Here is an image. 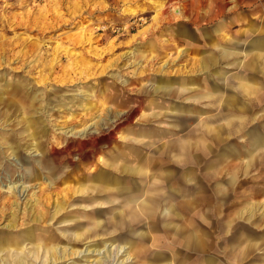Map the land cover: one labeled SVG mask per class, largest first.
<instances>
[{
	"label": "rangeland",
	"instance_id": "1",
	"mask_svg": "<svg viewBox=\"0 0 264 264\" xmlns=\"http://www.w3.org/2000/svg\"><path fill=\"white\" fill-rule=\"evenodd\" d=\"M4 42L0 245L33 251L41 235L68 251L112 244L98 264L264 263V0H0ZM36 47L40 64L17 56ZM92 121L100 134L83 138Z\"/></svg>",
	"mask_w": 264,
	"mask_h": 264
},
{
	"label": "bare ground",
	"instance_id": "2",
	"mask_svg": "<svg viewBox=\"0 0 264 264\" xmlns=\"http://www.w3.org/2000/svg\"><path fill=\"white\" fill-rule=\"evenodd\" d=\"M158 6H160L161 7V4H158ZM172 11H173V13L177 16V17H180V15H181V11L179 10V8H173L172 9ZM129 12H131V10H129ZM131 13H133V12H131ZM90 38H91V36H89V37H87V41H89L90 40ZM82 42V39L79 37V39H77L76 41H75V43H81ZM7 43V42H6ZM13 48V47H12ZM12 48H10V46L8 45V44H5V42L4 43H2V45H1V47H0V50H1V52H7V51H11L12 50ZM57 48H58V46H57ZM33 49V48H32ZM39 50H37V47L36 48H34L33 50H29V51H23L22 49H20L19 50V52H17L18 53V57L20 56V55H22V56H27L26 54L28 53V52H32L33 51V53H35L36 55H35V61L38 63V64H40L39 62V58L37 57V56H39L38 55V53L40 52V48H38ZM59 49V48H58ZM65 49V48H64ZM68 49L66 48L65 49V51H67ZM57 51V50H56ZM76 55V53H73V56H75ZM228 55H226V56H224V57H227ZM76 58V57H75ZM208 58H210L211 60H214V57L213 56H208ZM38 59V60H37ZM51 60V64L53 63V64H55L56 63V61H57V56H53V58H51L50 59ZM42 62V61H41ZM70 65V68L71 69H75V67H76V64H75V62L74 61H72V62H70L69 63ZM202 65H205V64H202ZM53 67V66H52ZM73 72H76L77 74H79V76L80 75H83L86 71H83V70H81L80 69V71H73ZM39 76V78L40 79H38L37 81H36V83H46L47 82V80H48V75H46V76H44V73H42V74H39L38 75ZM35 79V78H34ZM243 83V82H242ZM241 83V85H242V88L243 89H245V88H247V85L246 84H242ZM239 86V85H238ZM157 89V87L156 88H154V90H156ZM107 109V111H109L110 109H109V107H107L106 108ZM125 111L122 113V111H119V112H117L116 111V113H115V116H114V118L113 119H110V122H112V123H117L116 121H118V118H120V117H123V116H125ZM140 117L141 118H145L146 117V115H144L143 113L142 114H140ZM93 118V117H92ZM97 125H99L98 124V122L97 121H92V123H91V126H87V127H85V129H82V130H78V133L80 134V135H82L83 136V138H86V139H89V138H92V137H95V136H98L99 134H100V128L99 129H97L96 127H97ZM103 125V124H102ZM27 133H28V135H32V132L30 131V129H29V124H28V126H27ZM66 131V130H65ZM81 131V132H80ZM37 150V149H36ZM53 150V149H52ZM125 167V169L126 170H128L129 172H133V173H141L142 172V170H141V168L139 167V165H137V168H136V166H134V167H131V166H129V165H124L123 166V168ZM46 185L47 186H49V185H52V182H51V180L49 179V178H46V184H45V186L43 187V188H41V190H43L45 187H46ZM148 189V188H147ZM7 190H10L13 194H16L15 193V187L14 186H12V185H9L8 187H7ZM33 198H35V197H33ZM40 198H36L35 199V201L34 202H37L38 200H39ZM248 206V205H247ZM249 207V206H248ZM251 207L254 209V207L251 205ZM244 209V208H243ZM256 209V208H255ZM256 210H258V209H256ZM247 211V210H246ZM245 211V212H246ZM253 211V210H252ZM251 211V212H252ZM244 212V211H243ZM251 212H250V214H251ZM262 212H264V211H262ZM248 213H249V210H248ZM254 213V212H253ZM241 214H243V213H241ZM249 214V215H250ZM254 215V214H253ZM245 216V215H244ZM249 219V218H248ZM234 220V219H233ZM250 220V219H249ZM229 221H231V220H229ZM7 226L9 227H11V226H13V224L11 223V222H9V223H7ZM226 232V231H225ZM76 235H78L77 233H75ZM33 239H35V241H36V249H41V250H43L44 249V252H45V258L42 260V264H48V263H51V262H55V261H57L58 262V260H63V259H65L69 254L70 255H78V254H81V255H83V256H86L87 258H86V263H84V264H94V261H95V264H98L101 260H103V259H106L107 257H109V255H110V253L111 252H113V251H111V245L112 244H106L103 248H101L100 246L98 247V245H90V246H87V247H85L84 249H82V250H77V249H73V248H70V251H68L67 250V247L66 246H62V248L61 247H58V245H56L55 243L56 242H54L53 241V239L52 238H50V237H46V238H44L43 236H41V235H38V236H34V238ZM240 244V243H239ZM253 245V244H252ZM257 245V244H256ZM118 247H117V250L115 251V254H123V252H125V250H124V246H119V245H117ZM259 246V245H258ZM230 247V246H229ZM114 248H115V246H114ZM244 248V247H243ZM36 249L35 250H30V249H26V247H24V246H21V243L19 242V241H14L13 243H7L6 245H0V252H3V251H5V250H7V252H8V256H9V254L11 253V252H14V254H13V256H14V258L11 260L12 261V263L13 264H27L28 262V260H27V254L28 255H30L31 254V256L32 257H34V256H36V254H37V251H36ZM256 249H258V248H256ZM244 251V250H243ZM89 255L90 256H93V255H97L98 257H96V258H94V259H89ZM124 256H126L124 259H122L121 261H115V263L114 264H120V263H122L124 260H127V259H129V257H130V253L129 252H126L125 253V255ZM9 259L5 256V258H1V262H0V264L1 263H3V264H5V261H8ZM109 263H111V262H109ZM76 264V263H75ZM262 264H264V263H262Z\"/></svg>",
	"mask_w": 264,
	"mask_h": 264
},
{
	"label": "crops",
	"instance_id": "3",
	"mask_svg": "<svg viewBox=\"0 0 264 264\" xmlns=\"http://www.w3.org/2000/svg\"><path fill=\"white\" fill-rule=\"evenodd\" d=\"M142 107V106H141ZM140 107V108H141ZM149 108H152L153 109V114H152V118L155 116V107H153V104H151L150 105V107ZM139 111H140V109H139ZM147 116L149 115V113L148 114H146ZM146 118V117H145ZM181 148H183V145H182V147L180 146L179 147V149L181 150ZM185 152V151H184ZM181 155H184V153H180ZM123 166L124 165H122V167L121 168H119V170L121 171V172H129L128 170H126L125 169V167L123 168ZM136 168H137V166H136ZM142 172H145V175L142 173ZM142 172L141 173H133V174H131L132 176H139V178L141 177V176H143V177H146L147 179H148V181L150 180V179H152V177L149 175V174H151V175H153L155 172L154 171H150V170H142ZM147 172H149V173H147ZM150 172H152V173H150ZM183 172V171H182ZM148 174V175H147ZM164 176H165V179L166 178H168L169 176H173V173L172 172H168V171H165L164 172ZM147 184H148V186H147V188L148 189H151V188H153L154 186H155V183L154 182H152V181H149V182H147ZM106 188V187H105ZM147 188L144 190V191H147ZM143 193V192H142ZM144 194V193H143ZM136 207H137V205H136ZM138 211H139V209L137 208L136 209V211H134L133 213H129L130 214V216H133V215H135V216H137V214H138ZM124 213V211H121V214H123ZM123 217H124V215H123ZM120 218H122V215H121V217ZM187 232H188V234H187ZM185 234H186V237L180 242V245H182V246H188L189 244L190 245H193L195 242H196V237H195V235L194 236H192L191 235V233L189 232V231H187L186 230V232H185ZM152 244H151V246H155V237L153 238V241L151 242ZM146 251H148V248L146 249Z\"/></svg>",
	"mask_w": 264,
	"mask_h": 264
}]
</instances>
